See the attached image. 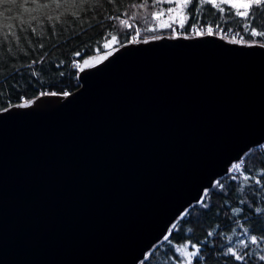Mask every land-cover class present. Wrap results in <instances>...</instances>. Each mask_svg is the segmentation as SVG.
<instances>
[{
  "label": "water",
  "instance_id": "water-1",
  "mask_svg": "<svg viewBox=\"0 0 264 264\" xmlns=\"http://www.w3.org/2000/svg\"><path fill=\"white\" fill-rule=\"evenodd\" d=\"M121 44L68 96L0 110V264H138L264 142V48Z\"/></svg>",
  "mask_w": 264,
  "mask_h": 264
},
{
  "label": "trees",
  "instance_id": "trees-1",
  "mask_svg": "<svg viewBox=\"0 0 264 264\" xmlns=\"http://www.w3.org/2000/svg\"><path fill=\"white\" fill-rule=\"evenodd\" d=\"M61 2L70 3V0ZM142 2L85 0L78 8H43L37 7V4L52 5L53 0H18L24 7H13L11 12L0 16V110L23 100H33L44 92L63 94L78 88L79 61L98 50L104 51L102 42L107 35L112 32L118 34V46L132 41L134 24H131V28L124 27L111 19L112 16L124 12L131 16L136 12V18L131 21L142 28L141 39L171 36L173 31L167 27L161 31L156 27L155 31L146 30L153 28L156 23L149 13L158 9L152 6V0H148L147 11L130 7ZM195 7L194 4L190 10ZM0 11L4 9L0 8ZM224 15L226 19L222 21L219 12L211 6H205L199 16V23L204 25L210 22L213 26L219 23L223 31L217 33L223 37L227 35L229 40L237 33V39L240 36L245 40L250 39L243 29L246 21L231 12ZM48 16L53 19L48 20ZM32 17L37 19L32 20ZM122 18L128 19L127 16ZM22 22L27 31L22 30ZM193 22L195 20L189 23ZM253 23L264 27V15L258 16ZM173 26L179 27L178 24ZM32 28L37 31L33 32ZM182 30L188 32L189 25L186 24ZM74 61H77L76 65ZM240 160L243 162L241 171L235 174L229 170L217 177L213 185L205 189L201 199L188 206L170 225L165 235L168 239L165 240L164 236L155 243L138 264H188L186 258L175 249L189 242L200 249L198 256L192 258V264H241L226 255L229 246L226 237L231 238L233 245L237 239H246V236L252 235L257 236L258 240H264V142L252 146ZM245 175L249 176L248 180L243 179ZM256 180H260V183L257 184ZM216 181H220L223 187L217 185ZM237 208L240 209L239 213L233 211ZM173 225L176 227L173 228ZM244 229L248 230L246 236L243 234ZM250 250L253 254L247 258V264H264V260H260V256L264 255V243L250 244Z\"/></svg>",
  "mask_w": 264,
  "mask_h": 264
},
{
  "label": "snow or ice",
  "instance_id": "snow-or-ice-1",
  "mask_svg": "<svg viewBox=\"0 0 264 264\" xmlns=\"http://www.w3.org/2000/svg\"><path fill=\"white\" fill-rule=\"evenodd\" d=\"M35 2V0H33ZM85 2V0H79V3H77V0H70V3H62L61 0H53L52 5L48 4H37V7H43L47 8L50 6H54L56 8L61 7H79ZM114 0H109V3H113ZM161 4H170L173 5L172 7H168L167 9L159 8L158 6ZM196 5L194 10L192 9L193 5ZM152 6L157 7L158 10L153 11L149 13V15L156 20H159L160 17L165 13V11L168 13V20L170 22H165L163 27L171 28L173 32H176V29L173 27L174 24H178L180 28H184L186 24L189 25V31L194 32L197 36H212L217 33V31H223L221 29L220 24L217 23L215 26H213L210 22L204 25H201L199 23V16L203 12L205 6H211L212 9H215L217 12L221 14L220 20L224 21L225 13L231 12L235 17H239L241 20L246 21V23L243 24V29L246 33H248L250 39L245 40L243 36H240L239 39L236 38L239 33L234 35L231 39L232 43H239L244 44L246 46H258L261 48H264V27H258L253 22L256 21L257 17L260 15H264V0H152ZM227 6V7H225ZM13 7L19 9L24 7L23 4L18 3V0H0V8H3L4 11H0V16H3L5 12H11ZM133 9H144L147 11L149 4L148 0H143L142 3L139 4H132L130 5ZM75 15V13H73ZM127 16L128 19H123L122 17ZM111 19L117 21L120 25L131 28L132 25L129 23V20H133L136 18V12H133L131 16H128L127 12L121 13L117 16L110 17ZM32 20L37 19L36 17H32ZM48 20H52V16L47 17ZM56 19H59V17H56ZM195 20L193 23H189L190 21ZM22 30L27 31V29L23 28V22H22ZM29 27H31V24L29 22ZM33 32H36V28L31 29ZM147 31H155V28H149L146 29ZM140 29H136L137 35H139ZM252 37H258L261 38L259 40L257 39H251ZM161 36H153L151 39H162ZM176 38H179L177 36ZM184 38H190L185 34ZM224 38L227 39V35L224 36ZM17 41L19 40V37H16ZM116 36H112L111 40H116ZM131 40L134 42L135 37H132ZM143 42H148L147 40ZM108 43L105 44V47H108ZM79 55V53H77ZM35 63V61L33 62ZM88 61L85 60L84 64H87ZM43 95H52L56 96L57 93H41V96ZM64 96H68L69 93L64 92ZM36 99H40V96H37ZM34 103L33 100H23L21 103L13 104L12 107L16 108H27L31 106ZM4 112H10V108L5 107L3 108ZM241 169V163H236L233 165V171L238 172ZM233 180L236 179L235 176L232 177ZM244 180H248L249 176L245 175L243 177ZM257 184L260 183V180L255 181ZM216 184L220 187H223L220 181H216ZM207 195V194H206ZM204 204L205 207H207V204L203 201L201 202ZM236 213H239L240 209H234L233 210ZM176 225H173V228H175ZM188 231H191V229H188ZM247 229H244L243 234L246 236ZM209 236L212 235V233H208ZM235 235V233H233ZM165 240L168 239L167 236L164 238ZM226 239L229 240V246L227 247V253L226 255H230L235 261H240L241 264H247V258L250 257L253 253L250 250V244L251 245H257L258 243H264V240H258V237L255 235H252L250 237L246 236V239H237L235 244L233 245L231 242V238L226 237ZM189 247H192L195 249L194 251H189ZM234 248L236 250H234ZM247 250V251H246ZM176 252L182 254L188 259V264H192V258L197 257L198 253L200 252L199 247L195 244H191V242L187 244H183L175 249ZM260 260H264V255L260 256Z\"/></svg>",
  "mask_w": 264,
  "mask_h": 264
},
{
  "label": "rangeland",
  "instance_id": "rangeland-1",
  "mask_svg": "<svg viewBox=\"0 0 264 264\" xmlns=\"http://www.w3.org/2000/svg\"><path fill=\"white\" fill-rule=\"evenodd\" d=\"M173 5H170L169 7H172ZM160 8H164V9H167L168 7H166L165 5H160ZM153 18V17H152ZM127 19V18H125ZM155 20V25L153 26L156 27V29H160V31L166 27H163L164 23L165 22H170L168 20V13L165 11V13L160 17L159 20H156L155 18H153ZM129 23L130 24H134V27H135V32L133 33V36L132 37H135V41H138V40H144V39H141L142 37V28L139 27L135 22H132L131 20H129ZM179 26V25H178ZM174 27V26H173ZM139 28L140 29V32H139V35H137L136 33V29ZM176 29V32H173L172 33V36H178V35H185L187 34V36H196V34L194 32H184L182 30V28L180 27H174ZM218 35H221L220 33H216ZM112 36H116L117 39L116 40H111V37ZM118 42H120V38L118 37V34L116 33H110L109 35H107L105 38H104V41L102 42L103 43V47L105 48L104 51H100L98 50V52L96 53H93L89 56H87L86 58H84L82 61H79L78 63V67H79V70L82 69V68H85V67H89L95 63H97L101 57L103 55H105L106 53L110 52L112 49H114L115 47L118 46ZM108 43V47H105V44ZM87 60L88 63L87 64H84V61ZM184 244H187V243H184ZM183 245V244H182ZM181 246V245H180ZM189 251H194L195 249H193L192 247H189L188 249ZM185 257V256H184ZM186 258V257H185ZM186 262H188V259L186 258Z\"/></svg>",
  "mask_w": 264,
  "mask_h": 264
},
{
  "label": "built area",
  "instance_id": "built-area-1",
  "mask_svg": "<svg viewBox=\"0 0 264 264\" xmlns=\"http://www.w3.org/2000/svg\"><path fill=\"white\" fill-rule=\"evenodd\" d=\"M74 64L76 65L77 64V61H74ZM70 92H72V91H69V92H67V93H70ZM236 163H241V168H242V165H243V162L240 160V159H238V160H235V161H233L232 163H231V165L229 166V170H231L233 173H238L239 171H241V169L238 171V172H235V171H233V165H235Z\"/></svg>",
  "mask_w": 264,
  "mask_h": 264
}]
</instances>
